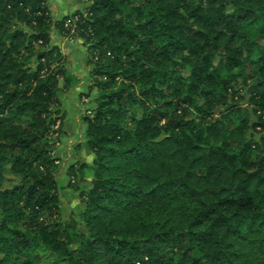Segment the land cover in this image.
Returning a JSON list of instances; mask_svg holds the SVG:
<instances>
[{"label": "trees", "instance_id": "obj_1", "mask_svg": "<svg viewBox=\"0 0 264 264\" xmlns=\"http://www.w3.org/2000/svg\"><path fill=\"white\" fill-rule=\"evenodd\" d=\"M86 1L55 20L0 0V264H264V0ZM53 30L82 41L97 94L66 186L52 110L81 78Z\"/></svg>", "mask_w": 264, "mask_h": 264}, {"label": "rangeland", "instance_id": "obj_2", "mask_svg": "<svg viewBox=\"0 0 264 264\" xmlns=\"http://www.w3.org/2000/svg\"><path fill=\"white\" fill-rule=\"evenodd\" d=\"M80 2V0H79ZM81 3V2H80ZM82 5V3H81ZM80 40L76 38H64L63 36H59L54 30L51 34V46H60L62 50V54L67 59L66 66L70 68L68 57L72 55V49L74 42H78ZM91 68H89V73L91 72ZM89 73L84 76L86 81L83 85L82 79H80V84L78 87H85L82 92L87 93L88 85H91V79ZM76 75V74H75ZM77 76V75H76ZM78 77V76H77ZM95 91V90H93ZM91 91L90 97L85 98L79 96L77 100L71 102V100L67 99L68 94L67 93H60L58 96L62 100L61 104L59 102L58 107L52 110V116L57 118L56 125L52 130H55V135L53 138L58 137L59 140H53L55 142V150L53 152V157L56 158L57 162V170H56V178L61 183V185L66 186L68 183V177L67 172L70 166L77 165L79 163H85L86 158L88 157V151L85 148V140H70V137L68 136L71 132L73 133V130L78 129V126L75 125V114L74 111L70 113V115L67 114V110L70 111L76 109L79 114V122L81 124V118L87 114H89L92 105L93 100L97 96L96 93ZM96 92V91H95ZM240 96L242 97L241 106L243 108H246L247 111L250 110L248 105V95L246 91H242L240 93ZM75 99V98H74ZM73 103V104H72ZM68 111V112H69ZM74 121V122H73ZM73 124V125H72ZM77 124V122H76ZM82 125V124H81ZM83 128V125H82ZM60 133V135H59ZM7 183L5 184L6 187H8L9 182L16 183V179L12 177L11 175L7 174ZM89 182V178H84L81 181H78V187H87L86 183ZM79 192L77 191H71L65 190L62 192V197L60 199V215L61 219L63 221H69L71 218L75 217L76 221L79 222V218H76V214H78V206L79 201L77 200L76 196ZM80 230H83L81 227H79ZM35 253L37 256V264H64L62 262L55 261L51 256H49L43 249L36 248Z\"/></svg>", "mask_w": 264, "mask_h": 264}, {"label": "crops", "instance_id": "obj_3", "mask_svg": "<svg viewBox=\"0 0 264 264\" xmlns=\"http://www.w3.org/2000/svg\"><path fill=\"white\" fill-rule=\"evenodd\" d=\"M47 6H48V9H49L52 17L55 20H62L65 17H70L73 14H75L76 12L81 11L83 8L81 3L79 2V0H47ZM86 55H87V51H86L85 46L83 45L82 41H78V42H74L73 49H72V55L68 57L70 69L79 78L84 80L83 85L85 84V86L87 83L85 81L84 76H86V74L89 73V67L86 64ZM84 88L80 86V87H78V88L76 87L72 91L68 92L67 93L68 94L67 99H69V100H71V102H73V101L77 100V98L79 96H81L80 98H82V95L85 93V92H82ZM93 92L96 93L95 91H93ZM59 102L61 104L64 103V102L62 103V100L60 99V97H59ZM68 111L69 110H67L68 115H70V113L72 111H74V114L76 116L75 117V120H76L75 125H76V127L78 126L77 131L73 130V133L71 132L68 135L70 137V140H77V139L78 140H85L84 131H83L82 125L79 122L80 118H79V114L77 113L78 111L76 109H74V110L70 109V111L69 112ZM76 122H77V124H76ZM85 162L91 163L92 162V156L88 154V157L86 158Z\"/></svg>", "mask_w": 264, "mask_h": 264}, {"label": "built area", "instance_id": "obj_4", "mask_svg": "<svg viewBox=\"0 0 264 264\" xmlns=\"http://www.w3.org/2000/svg\"><path fill=\"white\" fill-rule=\"evenodd\" d=\"M80 2L82 3V10L86 7V3H87V1L86 0H80ZM71 34H73V33H75L76 31H75V28H74V25L72 24V26H71Z\"/></svg>", "mask_w": 264, "mask_h": 264}]
</instances>
